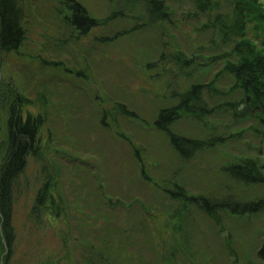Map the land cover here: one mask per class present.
I'll use <instances>...</instances> for the list:
<instances>
[{"label": "rangeland", "instance_id": "374dc122", "mask_svg": "<svg viewBox=\"0 0 264 264\" xmlns=\"http://www.w3.org/2000/svg\"><path fill=\"white\" fill-rule=\"evenodd\" d=\"M154 1L18 0L23 40L0 53V163L13 101L36 133L17 138L28 149L11 194L7 264H264V209L225 205L264 199L263 176L245 184L225 169L264 161L254 131L230 134L253 121L233 123L223 109L207 124L181 117L171 133L212 144L184 160L154 125L193 84L212 82L209 107L240 100L218 73L226 48L191 1ZM74 6L95 25L76 24ZM207 200L218 201L211 215ZM4 254L0 239V264Z\"/></svg>", "mask_w": 264, "mask_h": 264}, {"label": "trees", "instance_id": "16d2710c", "mask_svg": "<svg viewBox=\"0 0 264 264\" xmlns=\"http://www.w3.org/2000/svg\"><path fill=\"white\" fill-rule=\"evenodd\" d=\"M189 1L193 4V13L206 16L207 21L203 25L211 30L214 38L220 42V46L226 48L222 57L228 56L229 59L218 73L224 72L231 78L233 83L228 91L240 97V104L239 101L229 99L209 107L207 99L213 100L216 93L210 82L191 85L178 94L179 100L176 105L161 110L154 120V125L157 129L169 133L170 145L182 160L190 158L195 151H200L206 146L212 147L207 140L191 139L169 131L170 126L184 116H191L205 124L206 116L217 109H223L230 113L232 117L230 121L233 123L247 119L254 123V127L232 129L235 132L231 131V136L240 137L250 130L264 140V0ZM220 2L227 8L225 12ZM17 4L18 0H0V53L16 50L23 40L25 31L22 28L20 20L22 14ZM151 4L156 6L154 0H151ZM74 10L73 20L76 24L88 27L95 25L94 21L81 13L82 9L79 6H74ZM209 13H215L211 19L208 17ZM182 59L187 57H176V61L180 62ZM184 61L187 66L188 61ZM10 110L9 134L5 154L0 163V239L2 251H5L3 264H7L10 258L14 236L11 225L12 189L18 175L25 168L28 149L27 141H17V138L19 135H24L33 140L36 133L35 127L29 120L25 123L21 121L14 101ZM214 137L212 135L211 138ZM225 169L231 179L240 180L245 184L260 182V176L264 177V161L256 155L239 159L237 163L234 161ZM43 192L44 189L40 190L39 194ZM43 196L39 195L37 200L42 201ZM226 200L225 205L232 213L256 212L264 209V199L243 206L231 204L233 200L230 197ZM217 205L218 201L207 200L203 203V209L211 215Z\"/></svg>", "mask_w": 264, "mask_h": 264}, {"label": "water", "instance_id": "95a60500", "mask_svg": "<svg viewBox=\"0 0 264 264\" xmlns=\"http://www.w3.org/2000/svg\"><path fill=\"white\" fill-rule=\"evenodd\" d=\"M257 257H259L262 261H264V243L261 245L259 250L256 253Z\"/></svg>", "mask_w": 264, "mask_h": 264}]
</instances>
